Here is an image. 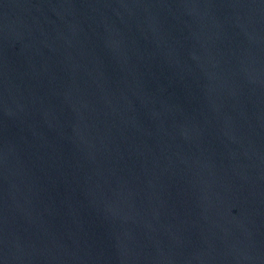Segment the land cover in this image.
Wrapping results in <instances>:
<instances>
[{"label": "water", "instance_id": "95a60500", "mask_svg": "<svg viewBox=\"0 0 264 264\" xmlns=\"http://www.w3.org/2000/svg\"><path fill=\"white\" fill-rule=\"evenodd\" d=\"M0 264H264V0H0Z\"/></svg>", "mask_w": 264, "mask_h": 264}]
</instances>
